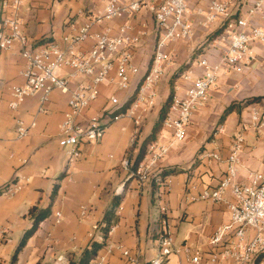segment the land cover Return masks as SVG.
Wrapping results in <instances>:
<instances>
[{
  "label": "crops",
  "instance_id": "1",
  "mask_svg": "<svg viewBox=\"0 0 264 264\" xmlns=\"http://www.w3.org/2000/svg\"><path fill=\"white\" fill-rule=\"evenodd\" d=\"M105 4L106 0H23L24 28L34 41L60 40L70 32L69 23H80L86 16L102 12ZM141 19L151 28L152 19L146 8L138 14L137 20ZM217 28V24L209 29L198 27L190 40L171 44L173 61L168 67L171 69L177 62L185 66L182 73L190 69L200 72L197 62L201 57L217 60L220 49L213 48L211 39L208 40ZM152 46L153 37L149 36L136 51L137 63L145 66ZM252 49V64L242 72L230 71L220 76L217 86L209 91L207 103L195 112L186 138L173 144L159 163V171L176 172L165 179L163 186L158 185L154 197L152 183H140L124 161L135 162L157 118L153 120L147 113L138 128L127 118L113 122L100 140L81 143L80 157L71 159L59 144V125L68 109L67 95L54 91L43 111H39V96L25 97L18 110L12 111L9 106L14 98L12 87L25 83L22 75L25 60L18 45L0 49V264H12L22 236L33 223L30 209L47 207L57 182L60 187L51 214L29 238L15 264H57L58 257L60 264H75L93 241L104 240L101 226L118 194L122 200L116 210L117 221L106 243L122 246L138 255V260L130 262L116 249L107 264L151 262L157 254L154 232L162 205L168 208L176 242L207 252L209 237L228 221L229 213L224 203L200 200L198 196L204 188L215 187L223 178L227 169L224 160L232 139L241 125L250 121L253 107L264 111V44L255 42ZM195 50H200L197 56L193 55ZM182 73L175 84L184 89L188 84L181 78ZM169 81L160 80L158 90L164 85L168 95ZM110 92V88L102 86L99 99L86 114L106 108ZM118 94L122 99L125 97L124 92ZM232 104L236 108L225 114ZM15 117L22 118L27 125L35 122L25 138L17 137ZM220 127L223 131L218 133ZM244 136L239 181H246L251 171L264 173V126L260 129L248 126ZM156 140L171 142V132L163 128ZM210 152H218L222 160L207 156ZM17 179L22 188L14 195L5 194L6 186ZM227 196L230 198L229 192ZM83 208L87 209L84 216ZM56 211L62 213L58 224ZM167 264L191 263L181 254L170 255Z\"/></svg>",
  "mask_w": 264,
  "mask_h": 264
},
{
  "label": "built area",
  "instance_id": "2",
  "mask_svg": "<svg viewBox=\"0 0 264 264\" xmlns=\"http://www.w3.org/2000/svg\"><path fill=\"white\" fill-rule=\"evenodd\" d=\"M22 2L0 0V49L18 45L25 60V83L12 87L14 98L9 106L16 111L25 97L39 96V111H43L54 91L66 94L68 109L59 125V144L71 159L80 157L81 143L100 140L113 122L127 118L136 128L140 127L153 108L160 80L173 61L169 46L190 40L198 27L218 25L220 33L210 41L213 48L220 49L218 59L201 57L197 62L200 72L190 69L181 75L188 85L182 89L175 84L164 120L171 142L149 143L136 169L134 163L124 161L140 183L155 182L159 187L165 182L158 174L159 163L173 144L186 138L195 112L207 103L209 91L217 86L220 76L249 67L254 57L252 44H264V0H106L102 12L90 14L80 23H69L70 32L60 40L38 41L30 39L25 31ZM144 8L150 12L151 28L143 18L137 20ZM149 36L153 37L154 50L142 66L136 62V51ZM102 86L112 90L107 96L108 106L86 114L99 99ZM118 92H124L125 97L122 99ZM262 115L255 105L250 121L244 122L232 139L223 178L198 196L200 200L224 203L229 213L228 221L209 237L208 251L177 243L168 208L162 205L154 232L157 254L149 264H167L170 255L181 254L191 264H264V173L251 171L246 181L238 180L244 131L248 126L262 128ZM15 122L19 139L28 136L35 126V122L27 125L20 117H15ZM222 131V127L217 130ZM207 156L222 160L218 152ZM21 188L17 179L4 192L11 196ZM86 214L87 209L83 208L81 215ZM61 221L62 213L56 211L55 223ZM116 249L130 262L138 260V255L122 246L106 243L88 264H107Z\"/></svg>",
  "mask_w": 264,
  "mask_h": 264
},
{
  "label": "trees",
  "instance_id": "3",
  "mask_svg": "<svg viewBox=\"0 0 264 264\" xmlns=\"http://www.w3.org/2000/svg\"><path fill=\"white\" fill-rule=\"evenodd\" d=\"M219 33H220V29L214 30L213 32H211L209 34L208 40L214 38ZM172 95H173V89L171 90L168 98L166 99L163 106L161 107V109L158 113L157 119L154 122L151 133L146 137V139L143 141V143L141 145L140 151H139L137 158L133 164L134 169H136L138 167V164L144 158L148 144L151 143L152 141L156 140L157 135L164 128V120H165V117H166L168 110H169V107H170ZM253 100H258V98H255ZM234 108H236L235 104L230 105L226 109L225 114L230 113L231 111L234 110ZM175 172H176L175 169L161 170V171H159L158 174L161 176L162 180H165L169 175L174 174ZM63 175L64 174L59 176V180L62 179ZM59 187H60V183L57 182L53 187V190H52V193L50 196L51 201L47 207L39 208L37 206H34L30 209V215L33 219V223H32V226L28 230H26L24 235L22 236V238H21V240H20V242H19V244H18V246L14 252V255L12 257V261H11L12 264L16 263L19 253L27 244L29 238L37 231V229L40 226V223L51 214L52 204L56 200ZM152 188H153V197H154L155 192L158 188V184L155 182H152ZM121 200H122V196L120 194L116 195L112 200V204H111L110 209L105 214L104 221H103V224L101 226V231L103 233L104 240L102 242L93 241L91 243V246L89 248L85 249L82 256L79 258V260L77 262H75V264H88L89 261L92 258H94L97 255V253L99 252V250L106 244V239L108 237V233L111 230L112 226L117 221L116 210H117V207L120 205Z\"/></svg>",
  "mask_w": 264,
  "mask_h": 264
},
{
  "label": "rangeland",
  "instance_id": "4",
  "mask_svg": "<svg viewBox=\"0 0 264 264\" xmlns=\"http://www.w3.org/2000/svg\"><path fill=\"white\" fill-rule=\"evenodd\" d=\"M203 39L206 40V36H203ZM154 50V46L151 47V51ZM198 53H200V50H195L194 52V56H197ZM193 56V57H194ZM171 65H169L170 67ZM167 68L164 72V75L162 77V81L166 80L168 78L169 81V94L171 92V90L173 89V93L175 91L174 87H175V81L177 80V78L179 77V74L183 72V69L185 68L184 65H181L179 63H174L172 65V68ZM169 94H165V88H164V85L163 87H160V89L158 90V95L156 97V100H155V103H154V106L153 108L148 112L149 113V116L155 120L158 116V113L161 109V107L163 106L164 102L166 101V99L168 98ZM261 122L264 124V111H263V115H262V118H261ZM149 145V144H148ZM148 148V146H147ZM146 153H147V149H146ZM145 153V155H146ZM59 259H61V257H58L57 258V264H60V261Z\"/></svg>",
  "mask_w": 264,
  "mask_h": 264
}]
</instances>
